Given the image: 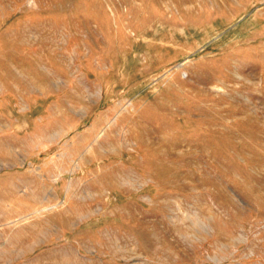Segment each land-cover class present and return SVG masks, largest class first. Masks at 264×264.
I'll list each match as a JSON object with an SVG mask.
<instances>
[{
  "label": "rangeland",
  "instance_id": "374dc122",
  "mask_svg": "<svg viewBox=\"0 0 264 264\" xmlns=\"http://www.w3.org/2000/svg\"><path fill=\"white\" fill-rule=\"evenodd\" d=\"M264 264V0H0V264Z\"/></svg>",
  "mask_w": 264,
  "mask_h": 264
},
{
  "label": "bare ground",
  "instance_id": "6f19581e",
  "mask_svg": "<svg viewBox=\"0 0 264 264\" xmlns=\"http://www.w3.org/2000/svg\"><path fill=\"white\" fill-rule=\"evenodd\" d=\"M70 264V263H69Z\"/></svg>",
  "mask_w": 264,
  "mask_h": 264
}]
</instances>
